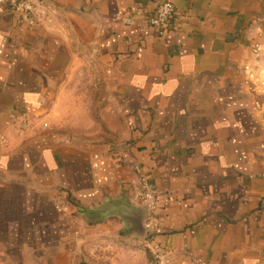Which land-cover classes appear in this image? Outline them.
Instances as JSON below:
<instances>
[{
    "label": "crops",
    "instance_id": "obj_1",
    "mask_svg": "<svg viewBox=\"0 0 264 264\" xmlns=\"http://www.w3.org/2000/svg\"><path fill=\"white\" fill-rule=\"evenodd\" d=\"M37 1L28 19L0 13V264H73L68 226L85 219L126 236L135 166L167 264H264V0H168L164 32L148 20L167 0ZM56 3L91 19L75 49L101 76L105 142L51 130L76 113L65 83L80 65Z\"/></svg>",
    "mask_w": 264,
    "mask_h": 264
},
{
    "label": "rangeland",
    "instance_id": "obj_2",
    "mask_svg": "<svg viewBox=\"0 0 264 264\" xmlns=\"http://www.w3.org/2000/svg\"><path fill=\"white\" fill-rule=\"evenodd\" d=\"M37 5L41 6V2L37 1ZM69 8L75 10L70 5ZM53 9L57 11V24L65 26L69 32V43L72 44V52L77 55L80 65H73L72 71L68 72L65 86L69 94H73V97L71 95L68 99L66 98V101L63 100L76 113L68 116L70 125L68 130H63L59 124H52L51 130L63 133V135L67 133L70 138L80 139V137H84L88 140L105 142L109 139V134L103 118L105 119L107 115L102 112L95 111V113L94 109L92 110V106L102 101L101 98L90 96V93H96V91L101 93L103 91L101 76L96 66H94L90 47H84L83 50L75 49L77 40L75 26H80L81 23L84 26L91 25V19L82 16L77 18L74 11L72 18L60 17L59 11L65 9V7L61 8L57 3ZM85 37L89 36L85 35ZM82 61L83 66H81ZM63 84L64 82L61 83V85ZM86 108L87 110L83 113V109ZM54 115L58 116V111ZM51 219H53V224V216ZM85 221H83L84 224H88L85 229H81L78 223L68 226L69 231L72 232V238L68 239L64 250L72 255L73 264H159L155 258V255H157L155 247L148 241L130 239L120 233H113V231H107L106 229L97 230V228L92 227L88 219H85ZM49 244L55 248L58 243L52 239ZM23 246H26V243ZM157 257L161 256L158 254Z\"/></svg>",
    "mask_w": 264,
    "mask_h": 264
},
{
    "label": "built area",
    "instance_id": "obj_3",
    "mask_svg": "<svg viewBox=\"0 0 264 264\" xmlns=\"http://www.w3.org/2000/svg\"><path fill=\"white\" fill-rule=\"evenodd\" d=\"M37 1L36 0H0V13L5 12H15L19 14L30 15L33 14L37 9ZM175 21V8L171 1H162L158 4L156 11L148 20V24L158 30L159 32L167 31L171 28ZM27 126V120L21 119L19 122L20 130H25ZM135 172L138 175V190L136 192V198L138 201L145 205L148 212V220H147V235L144 241H148L151 244L153 239V230H154V218L153 213L156 209V199L155 193L153 189L152 181L143 173L139 166H135ZM157 255L159 254L156 250ZM159 264H166L164 258L157 257Z\"/></svg>",
    "mask_w": 264,
    "mask_h": 264
},
{
    "label": "water",
    "instance_id": "obj_4",
    "mask_svg": "<svg viewBox=\"0 0 264 264\" xmlns=\"http://www.w3.org/2000/svg\"><path fill=\"white\" fill-rule=\"evenodd\" d=\"M13 14H16L15 12H12ZM19 14V13H17ZM23 18L28 19L27 16L20 14ZM131 210V211H130ZM127 211V220L128 225L126 226L127 233L126 237H132L137 240L143 241L147 235V220H148V212L147 208L143 204H133V208H130ZM124 210L119 209H111V211H107L106 213H103V217H106L108 215H115L118 217H122L124 215ZM87 216H89V219H92V216H90V213L87 211H84Z\"/></svg>",
    "mask_w": 264,
    "mask_h": 264
},
{
    "label": "trees",
    "instance_id": "obj_5",
    "mask_svg": "<svg viewBox=\"0 0 264 264\" xmlns=\"http://www.w3.org/2000/svg\"><path fill=\"white\" fill-rule=\"evenodd\" d=\"M150 250V249H149Z\"/></svg>",
    "mask_w": 264,
    "mask_h": 264
}]
</instances>
